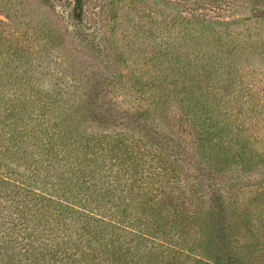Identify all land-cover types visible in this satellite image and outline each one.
<instances>
[{
	"label": "trees",
	"instance_id": "16d2710c",
	"mask_svg": "<svg viewBox=\"0 0 264 264\" xmlns=\"http://www.w3.org/2000/svg\"><path fill=\"white\" fill-rule=\"evenodd\" d=\"M138 1L120 83L85 0H0V264H264V0Z\"/></svg>",
	"mask_w": 264,
	"mask_h": 264
},
{
	"label": "rangeland",
	"instance_id": "374dc122",
	"mask_svg": "<svg viewBox=\"0 0 264 264\" xmlns=\"http://www.w3.org/2000/svg\"><path fill=\"white\" fill-rule=\"evenodd\" d=\"M86 1V10L90 17L94 20H97L101 26V30L104 31L109 44L111 46L112 57L115 58V62L117 64V71H118V81L120 83L123 82L124 74L131 68L135 69L136 74L138 77L144 81H149L153 77L159 75V70L156 72H152L153 67L150 65V62L146 59L147 48L141 47V50L138 51L139 57L134 58L133 55H130L128 51H125V37L120 35L121 32L126 29L127 25L123 26H113L112 23V3L116 2L117 0H85ZM128 0H121L120 2L115 3V9H117L114 13L118 15L124 16L132 10H129V3ZM34 2V0H33ZM65 0H36V3H33L32 10L36 15L39 16H46L52 15L53 13H64L67 14L68 12H80L84 9V6L80 5V0H72L70 4L67 6L64 5ZM150 4L147 0H139L137 2L138 9L144 11V16L141 18L143 21H146V24H150L148 22V18L146 16V9ZM127 11V12H126ZM113 13V14H114ZM59 25H56L58 28ZM53 31H58V29H52ZM111 57V60H112ZM167 73L170 74V71H173L172 68H166ZM112 75V72H111ZM172 76V75H171ZM200 254V252H198ZM192 253L188 256H182V261L184 264H207L205 260L201 257L202 254ZM204 262V263H203Z\"/></svg>",
	"mask_w": 264,
	"mask_h": 264
}]
</instances>
